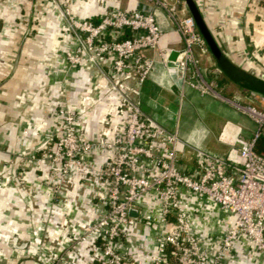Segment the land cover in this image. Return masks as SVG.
<instances>
[{
  "label": "crops",
  "instance_id": "1",
  "mask_svg": "<svg viewBox=\"0 0 264 264\" xmlns=\"http://www.w3.org/2000/svg\"><path fill=\"white\" fill-rule=\"evenodd\" d=\"M166 1L191 12L185 0ZM195 2L220 48L218 54L209 44L206 53L197 49L205 74L210 76V71L218 78L223 95L263 107L264 58L256 47L264 42V0ZM147 4L148 0H73V9L78 17L98 21L114 7ZM153 8L164 29L162 47H183L184 37L167 10L158 3ZM24 11L35 12L31 3L0 4V264H101L100 239L93 236L79 246L72 243L82 226L98 218L105 207L100 198L105 185L95 173L112 159L113 151L97 148L86 153L95 171L76 168L57 204L50 201L44 169L24 154L41 150L49 137L60 133L59 110L64 106L80 112L79 129L96 139L102 134L111 137L124 126L127 105L95 65L68 61L66 51L76 41L63 28L53 1L40 5L33 30L20 20ZM145 53L156 59V65L141 91L136 76L122 78L112 71L111 56L101 63L127 94L141 99L149 115L177 129L190 144L179 143L182 166L198 171L202 155L195 147L241 162L239 137H253L257 123L221 96L203 95L189 84L176 85L159 49L148 48ZM181 203L193 231L206 237L209 247L233 223L234 215L207 195L184 191ZM159 204L155 193L143 197V213L149 220L121 244L137 264H149L156 247ZM223 264H264V257L241 235Z\"/></svg>",
  "mask_w": 264,
  "mask_h": 264
},
{
  "label": "built area",
  "instance_id": "2",
  "mask_svg": "<svg viewBox=\"0 0 264 264\" xmlns=\"http://www.w3.org/2000/svg\"><path fill=\"white\" fill-rule=\"evenodd\" d=\"M14 1L22 6L31 3L34 7V13L24 11L20 15L24 25L33 30L35 20L40 17L37 11L45 0ZM51 1L62 16L63 28L76 41L66 51L68 61L74 65H95L122 94L127 105L124 126L111 137L102 134L96 139L79 129L80 112L64 106L59 110L60 133L49 137L41 150L24 154L44 169L50 201L57 204L76 168L94 170L95 165L86 153L97 148L113 151L112 159L95 173L105 185L100 192L105 207L98 218L82 226L72 244L79 246L95 236L101 240L98 255L101 264H137L121 244L140 225H146L149 219L143 213L142 199L155 193L160 202V227L149 264H223L241 235H246L264 257V150L258 149V140L264 134V106L223 95L218 78L205 74L197 49L206 53L209 46L195 16L166 0H148L146 6L134 9L114 7L95 21L78 17L73 0ZM157 3L167 10L185 40L184 46L177 49L174 65L169 64L173 49L161 45L164 29L153 8ZM148 48L160 50L162 62L168 66L176 85L182 88L189 84L203 95L221 96L257 123L253 137H239L241 162L195 147L202 162L196 173L186 170L180 163L184 151L179 143L190 144L180 137L177 129L171 130L149 115L141 99L127 94L101 63L111 56L112 71L122 78L136 76L141 91L156 65V59L145 53ZM256 51L264 58V42L257 45ZM184 191L207 195L234 215L233 223L213 247L206 244V237L193 231L181 203Z\"/></svg>",
  "mask_w": 264,
  "mask_h": 264
},
{
  "label": "water",
  "instance_id": "3",
  "mask_svg": "<svg viewBox=\"0 0 264 264\" xmlns=\"http://www.w3.org/2000/svg\"><path fill=\"white\" fill-rule=\"evenodd\" d=\"M185 2L188 5L189 9L191 10L192 14L195 16L199 29L204 35V37L206 38L207 43L209 44L210 48L215 54H218L220 52V48L218 44L216 43L214 37L212 36L208 26L206 25L195 0H185ZM178 54H179V51L177 49L172 50L170 54V60H171L169 62L170 65L175 64L174 60H176ZM132 213H135V212L133 211Z\"/></svg>",
  "mask_w": 264,
  "mask_h": 264
},
{
  "label": "trees",
  "instance_id": "4",
  "mask_svg": "<svg viewBox=\"0 0 264 264\" xmlns=\"http://www.w3.org/2000/svg\"><path fill=\"white\" fill-rule=\"evenodd\" d=\"M191 11V10H190ZM198 25V24H197ZM198 28H199V26H198ZM200 30V29H199ZM208 74L210 75V76H212V72H208ZM258 147H259V149H263L264 148V134L259 138V140H258Z\"/></svg>",
  "mask_w": 264,
  "mask_h": 264
}]
</instances>
